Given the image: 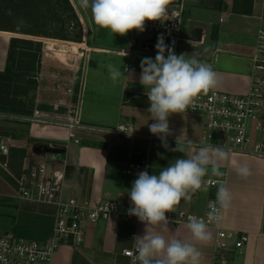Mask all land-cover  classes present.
<instances>
[{"label":"crops","instance_id":"1","mask_svg":"<svg viewBox=\"0 0 264 264\" xmlns=\"http://www.w3.org/2000/svg\"><path fill=\"white\" fill-rule=\"evenodd\" d=\"M77 2L79 3V0ZM212 2L214 8L222 11L220 22H210L209 28L201 23L195 24L194 26L202 28L203 41L195 43L194 36L184 38L192 39V43L183 41L181 54L209 58L215 51L220 53L223 51L219 53L214 66L218 78L216 88L228 92H247L252 86L253 61L250 56L255 51L257 34L239 33L221 24L230 23L235 14L242 18V22H246L245 19L248 22L258 21L263 9V0H253L251 14L234 12L232 8L234 0ZM84 18L83 42L71 41L76 48L78 45L87 47L86 41L90 45L81 119L85 124L103 127H116L120 122L131 124L134 126L135 135L100 133L94 138L83 137L81 143H68V130L63 126L23 122L21 127L25 124L27 134L22 128L7 135L0 133V143H7L10 147L9 157L0 152V162L7 158L10 172L6 171L1 163L0 171L17 192L15 176L20 174L24 156L38 152V147L43 144H55L60 149L67 145L62 154L67 160L62 164L66 174V192L76 195L90 206L98 202L118 200L124 207L129 203L127 194L131 189V183L123 170L129 162L147 158L149 174H159L170 162L176 158H183V153L165 149L157 136L150 137L153 134L149 130V125L154 121L147 111L149 101L139 77L141 60L144 57L154 59L156 53L125 52L124 50L130 46L131 31L125 36H120L98 27L93 21L90 8L86 9ZM238 24L243 23L234 18L232 26ZM10 31L12 30L0 27V73L6 71L10 65L13 37ZM209 35L219 44L206 51L192 50L188 47L203 45ZM54 40L62 42L61 39ZM242 47H248L250 52L238 53V48ZM221 55L228 57L221 59ZM109 64L119 68L123 74L115 83L109 77ZM194 114L197 113L184 111L169 117L172 134L167 137V143L170 149L176 147V139L180 135L193 142L202 140L204 116L202 115L195 129L189 120ZM1 122L0 119V125ZM194 146L202 147L195 144ZM240 164H247L249 167L251 174L246 179L241 178L236 172V167ZM220 171L224 173L226 187L232 195L230 208L222 212V226L229 232L234 233L237 230L250 234L249 242L240 249L228 252L227 257L232 264H264V157L229 153V159L221 164ZM218 177L220 176L211 173L209 166L208 174L203 177L201 190L193 193L190 201L181 200L174 212L166 213L170 229L165 233L166 237L175 236L191 241L190 233L185 227L188 220L176 221L179 212L186 211L202 218L213 193V188L206 184V180ZM9 197L13 199L10 203L17 210L33 215L28 221L32 233H37L41 237H46L50 233L53 220L46 218L47 215L40 213L41 211L38 213L35 205L20 198L18 193ZM34 214L43 215L34 218ZM144 229L145 225L135 216L118 215L88 221L84 242L79 246L63 244L54 253L51 264H132L123 250L133 247V237L142 236ZM208 229L211 240L206 244H196L201 252V264H209L213 257L217 230L211 225H208Z\"/></svg>","mask_w":264,"mask_h":264},{"label":"built area","instance_id":"2","mask_svg":"<svg viewBox=\"0 0 264 264\" xmlns=\"http://www.w3.org/2000/svg\"><path fill=\"white\" fill-rule=\"evenodd\" d=\"M189 1L170 0L166 20L146 21L143 32L132 30L130 46L124 51L156 53L147 46L143 48L142 44L156 45L158 37L163 36L165 44L173 48L176 55H181L183 41L192 43V39H184L181 35L184 11ZM71 2L84 24L81 11L85 8L81 7L77 0ZM260 18L264 20V0ZM195 41L200 43L203 40ZM85 44L87 47L81 46V51L74 52L76 58L72 63L64 59L48 57V51L53 49L43 48L34 75L36 86L31 112L21 115L20 119L63 126L68 130V143H81L83 137L94 138L100 133L128 135L118 129H124L131 134L135 130L131 124L120 122L116 127H103L83 123L81 111L90 49L87 41ZM219 53L220 51H215L209 58L195 57L201 62L210 64L214 70ZM250 59L253 61V74L249 91L236 93L215 87L195 98L185 110L199 112L204 116L202 140L194 142L195 145H220L229 153L264 157V25L260 26L257 32L255 51ZM5 114L9 113L5 112ZM11 116L15 118L13 114ZM134 135L135 131L131 136ZM66 146L60 149L55 144H43L38 147V152L23 157L20 174L15 176L18 196L35 205L37 212L41 211L53 216L51 233L46 239L41 240L20 237L13 231L0 233V264H51L54 253L63 244L79 246L84 242L88 221H98L118 215L130 217L128 209L131 207V201L128 194L129 203L124 207L118 200L98 202L90 206L76 195L66 192V174L62 167L67 161L62 157ZM0 152L9 157V145L0 143ZM0 163L10 172L7 158ZM147 168V158L128 163L123 172L129 176L131 187L138 173L148 171ZM206 184L213 188V193L207 202L205 214L200 219L217 230L213 257L209 264H232L227 253L246 245L250 240V234L237 230L233 233L225 229L221 222L223 211L218 222L210 220V205L216 201L219 186L221 184L226 186V178L222 175L216 179H207ZM189 216L195 215L180 211L176 221L188 220ZM123 253L133 264L135 245L124 249Z\"/></svg>","mask_w":264,"mask_h":264},{"label":"clouds","instance_id":"3","mask_svg":"<svg viewBox=\"0 0 264 264\" xmlns=\"http://www.w3.org/2000/svg\"><path fill=\"white\" fill-rule=\"evenodd\" d=\"M170 0H79L80 6L90 8L94 23L115 35L125 36L132 30L145 31L146 21L166 20ZM155 58L141 60L140 84L145 88L149 101L147 111L154 123L149 130L156 135L165 149L183 153L162 168L159 174L147 170L138 173L128 195L131 207L129 216H136L145 225L144 234L133 237L135 256L133 264H201L197 243L206 244L211 233L204 220L189 216L185 225L191 241L166 237L170 229L166 213H172L181 200L190 201L192 194L201 190L203 177L209 166L213 175L222 176L223 162L229 152L220 145L207 144L195 147L194 142L183 136L176 139V147L169 148L167 137L172 134L169 117L183 113L201 94H206L218 84L217 74L210 64L194 55H176L165 44L163 36L156 43ZM167 53V55H166ZM188 57V58H186ZM110 79L115 83L123 74L114 65H108ZM125 132L124 129H118ZM237 174L246 179L251 173L247 164L236 167ZM230 190L221 184L216 201L210 205V220L219 221L221 212L231 206Z\"/></svg>","mask_w":264,"mask_h":264},{"label":"rangeland","instance_id":"4","mask_svg":"<svg viewBox=\"0 0 264 264\" xmlns=\"http://www.w3.org/2000/svg\"><path fill=\"white\" fill-rule=\"evenodd\" d=\"M37 1L38 0H29L27 2V8L33 7V4ZM44 6V9L49 7L47 4H44ZM213 6L214 3L212 0H190L188 2L184 11L185 14L182 22L181 35L183 38L193 36L194 25L197 23L204 24L207 28H209L208 24L210 22H220L219 17L222 11L214 8ZM24 8L25 7L19 4L17 0H0V27L13 29L10 32L13 37H17L12 43V58L10 60L9 73L6 74L7 77L3 76L0 78V108L14 109V111H4V109L0 110V119L2 120L0 133L6 135L10 132L12 133V131L20 130V128L25 130V133L27 134V127L25 124L21 127V124L29 121L20 119V116L28 113L32 108L36 86V79L34 78V75L36 74L38 68L39 57L43 54V48L50 47L53 49L48 51V57L53 59L60 58L72 63L76 58L74 52L81 51V46L78 45L76 48L71 41L83 42V39L81 41L63 39L55 34V31L56 33L60 31V33H68L70 37H73L72 35L75 34L79 27L76 28V26H73L74 28H72V22H69L67 25H62L58 19H44V15L42 13L35 10L33 15L31 13L33 11L26 13ZM85 11L86 8L84 11H81V14H83V20H85ZM227 11L230 12L229 9H227ZM76 13L83 29L79 12L76 11ZM234 18L238 19L243 24L232 26ZM245 21L246 22H242V18L235 14L232 16L230 23L227 22L221 25L225 28H231V30L235 29V31L239 33L250 32L252 35H256L260 26L264 25V20L261 18L258 21L254 20L252 22H248L246 19ZM36 25L41 27V29L48 31L50 34H35L36 31L34 30L36 29ZM54 39H61L62 42L55 41ZM218 44L219 43L214 41V39L209 35L203 45L199 47H194L195 45L188 47L192 50L206 51ZM61 49H66L69 52H59ZM249 52L250 49L248 47L238 48V53L247 54ZM221 53H223V51ZM220 57L222 59V57L228 56L221 55ZM5 112L9 114H5ZM193 113L197 114H194V117L191 116L189 120H191L192 126L194 125L196 129L201 121L202 114L199 112ZM11 114H13L15 118H11ZM5 115L8 117H5ZM5 177L6 176L0 171V233L13 231L20 237L36 238V236L31 235V226L28 224V221L32 219L33 215L25 211L17 210V208L10 203L13 199L9 196L15 195L17 192L14 189V186ZM39 212L40 211H38V213ZM34 215V218H39L43 214ZM45 217L49 218L51 221L54 219L50 214ZM23 222H26L27 224Z\"/></svg>","mask_w":264,"mask_h":264},{"label":"trees","instance_id":"5","mask_svg":"<svg viewBox=\"0 0 264 264\" xmlns=\"http://www.w3.org/2000/svg\"><path fill=\"white\" fill-rule=\"evenodd\" d=\"M29 0H17V2L19 4H21L22 6H24V10L25 12H31L33 15L35 13V10L39 13H42L44 15V19L48 18L50 20H56L58 19L62 25H67L69 22H72V28H74L76 26L79 27L77 29V31L75 32V34H73V37H70L68 33H60V31H58L55 34L58 35V37L63 38V39H74L77 41H81L83 39V29L82 26L80 24V21L78 19V15L75 11V8L71 2V0H38L37 2H35V4H33V7H28V2ZM222 1V0H219ZM44 4H47V6H49L47 9H44ZM50 4V5H48ZM233 11L237 12V13H243V14H251L252 13V9H253V0H234L233 3ZM46 13V14H45ZM60 14V15H59ZM51 17V18H50ZM74 26V27H73ZM7 29V28H5ZM13 30V29H10ZM51 30V29H50ZM67 30V29H66ZM64 30V31H66ZM36 31L35 34H41V35H47L50 34L48 31H45L43 29H41V27H39L38 25H36V29L34 30ZM17 37H12L11 39V49H10V60L12 58V43L13 41L16 39ZM9 68L10 65H8V68L6 69V71H4L3 73H0V76L3 77H7L6 74L9 73ZM0 107H1V103H0ZM4 109V111H8V110H12L14 111V109L12 108H0ZM31 112V110L26 113L29 114ZM51 233V231H50ZM49 233V234H50ZM48 234V235H49ZM31 235L36 236V239H46L48 237V235L46 237H41L39 236L37 233H32L31 231Z\"/></svg>","mask_w":264,"mask_h":264},{"label":"water","instance_id":"6","mask_svg":"<svg viewBox=\"0 0 264 264\" xmlns=\"http://www.w3.org/2000/svg\"><path fill=\"white\" fill-rule=\"evenodd\" d=\"M217 3V1H215V4ZM193 36H194V40H201L202 39V28L200 26H195L194 27V33H193ZM145 46L148 47L149 50L151 51H156V45L155 44H148L146 45V43L142 44V47L144 48Z\"/></svg>","mask_w":264,"mask_h":264}]
</instances>
